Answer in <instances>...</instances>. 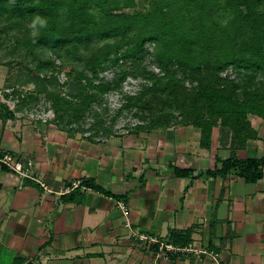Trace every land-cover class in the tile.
<instances>
[{"label": "crops", "instance_id": "0c3cea01", "mask_svg": "<svg viewBox=\"0 0 264 264\" xmlns=\"http://www.w3.org/2000/svg\"><path fill=\"white\" fill-rule=\"evenodd\" d=\"M7 115L0 108V155L30 158L51 191L0 165V264H264V168L255 182L208 173L229 157L264 158V117L251 116L256 138L231 150L217 128L203 146L192 125L89 136Z\"/></svg>", "mask_w": 264, "mask_h": 264}, {"label": "trees", "instance_id": "16d2710c", "mask_svg": "<svg viewBox=\"0 0 264 264\" xmlns=\"http://www.w3.org/2000/svg\"><path fill=\"white\" fill-rule=\"evenodd\" d=\"M0 53L24 64L23 84L42 75L59 85L68 67L62 85L71 90L45 95L58 125L89 136L110 132L121 111L135 109L134 131L192 125L209 146L217 128L232 150L256 138L250 116L264 117V0H0ZM106 70L112 78L101 76ZM128 78L139 88L123 93ZM110 91L123 102L106 126L92 106ZM0 108L13 116L5 103ZM87 114L95 119L84 129ZM263 168L261 157H229L208 173L255 182ZM171 239L189 243L181 232Z\"/></svg>", "mask_w": 264, "mask_h": 264}, {"label": "rangeland", "instance_id": "374dc122", "mask_svg": "<svg viewBox=\"0 0 264 264\" xmlns=\"http://www.w3.org/2000/svg\"><path fill=\"white\" fill-rule=\"evenodd\" d=\"M147 47L151 50L153 45L147 44ZM3 52V51H2ZM1 57V53H0ZM0 98L9 109L19 111L22 115L32 118H48L54 120L55 112L51 107L50 100L46 98L45 92L49 89L54 91H61V93H68L71 88L69 85L63 86L62 83L66 80L65 71L69 70L68 67L63 69V72L57 75V85L54 80L48 82V79L36 78L34 82L23 84V79L28 77V70L24 68V64L16 63L17 59H14L11 63H7L8 57L0 58ZM152 70L157 71L155 67H150ZM233 77L235 74L229 68L227 70ZM225 73V72H224ZM113 71L106 70L101 73L104 79L112 78ZM49 76V73L47 74ZM29 78V77H28ZM67 83V82H66ZM138 80L128 78L122 86L123 93H132L138 90ZM13 91H16L13 93ZM123 100L121 99V93L117 91H110L103 97V104L101 106L93 105L92 109L102 116L105 120V125H111V121L117 109L120 107ZM135 109L131 111H121L113 124V130H127L132 128L135 124L141 123L134 116ZM251 117V116H250ZM95 118L92 115H86L83 122L79 127L86 129L89 127ZM77 127V125H73ZM91 132L86 130L84 134L89 135ZM103 134L99 133V136Z\"/></svg>", "mask_w": 264, "mask_h": 264}, {"label": "built area", "instance_id": "2783aa9c", "mask_svg": "<svg viewBox=\"0 0 264 264\" xmlns=\"http://www.w3.org/2000/svg\"><path fill=\"white\" fill-rule=\"evenodd\" d=\"M0 165L6 167L9 171L13 172L17 177L31 180L42 187L44 191H51L48 185L43 182L38 176L33 173V161L30 158L16 159L10 153H4L0 155ZM80 181H73L70 186L65 187L62 194L72 191L74 188L80 185ZM118 208L122 211L124 216H128L129 209L128 206L122 201H118ZM144 238L143 236H140ZM162 248H165L169 251H191L195 253L203 252L202 250H197L191 245L184 247H173L170 245H162ZM214 256L216 254H213Z\"/></svg>", "mask_w": 264, "mask_h": 264}]
</instances>
